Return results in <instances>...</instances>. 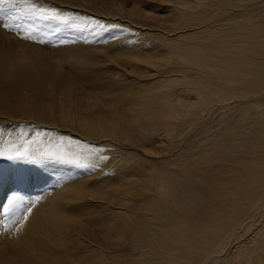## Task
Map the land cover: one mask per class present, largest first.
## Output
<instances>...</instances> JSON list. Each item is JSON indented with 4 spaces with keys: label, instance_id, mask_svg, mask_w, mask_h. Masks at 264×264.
I'll return each instance as SVG.
<instances>
[{
    "label": "bare ground",
    "instance_id": "obj_1",
    "mask_svg": "<svg viewBox=\"0 0 264 264\" xmlns=\"http://www.w3.org/2000/svg\"><path fill=\"white\" fill-rule=\"evenodd\" d=\"M138 1L126 0L125 14L148 18L159 29L121 21L139 29L125 33L132 40L128 47L75 53L88 65L75 78L32 52L34 45L0 39V86L17 80L15 89H42L18 102L19 91L0 89V114L31 113L38 122L54 116L63 122L55 125L65 131L59 137L74 135L80 144L110 151L105 173L118 186L101 192L100 208L90 205L91 214L113 226L136 212L131 230L139 235H131L133 244L125 249L112 242L83 246L80 238L56 245L105 264L119 252L125 259L114 264H264V0H162L165 19L144 13ZM133 34L147 37L146 49ZM141 61L152 69L163 66L164 80L155 81L157 70L140 75L136 69L143 80L121 73ZM87 84L97 97H89ZM175 132L178 141L152 151L150 159L125 146L139 145L138 133L146 149L145 141L171 140ZM66 153L80 162L99 155L87 156L76 144ZM77 190L66 204L95 202L84 188ZM7 248L0 247V258Z\"/></svg>",
    "mask_w": 264,
    "mask_h": 264
},
{
    "label": "rangeland",
    "instance_id": "obj_2",
    "mask_svg": "<svg viewBox=\"0 0 264 264\" xmlns=\"http://www.w3.org/2000/svg\"><path fill=\"white\" fill-rule=\"evenodd\" d=\"M111 1L109 3L108 0H29V3L34 4L37 8L55 9L64 16L82 18V27L70 29L61 26V30L55 32V22H52L54 34L51 37H44L48 41L46 44L22 40L15 33L6 31L0 27V39L12 36L20 41H26L34 45L35 48L31 49L32 52L43 53L48 57L47 61L50 66H56L57 69L62 68L69 75L73 76L71 78H75L77 76L76 74H80L85 66H88L78 61L75 53H83L88 49L89 51L93 49H100L105 52H110L111 50L120 51L121 48L128 47V43L132 40L127 38L126 34L130 31L137 32L139 29L121 23V21L132 22L134 20L132 23L137 27L147 26L149 24L152 26L151 28H158L156 25V27L153 26L154 22L148 21V18L125 14L130 9V4L126 0ZM134 4L143 9L144 13L155 15L158 19L168 17L167 3H164L162 0H140ZM30 14L27 5H22L20 15L22 17H28ZM85 18H90V21ZM117 20L121 24L119 22L115 23ZM146 21L149 23H146ZM89 23L92 26H87ZM95 23L112 25V27L99 29L95 28ZM22 27L24 31H27L29 25L24 24ZM153 32H157V30ZM133 35L136 40L140 38L142 41L141 46H144L142 49H146V44L143 42L146 41L145 39L147 37L143 35L141 37L137 34ZM61 40L65 41V43L60 44L59 41ZM119 47L121 48L119 49ZM115 48L118 49L115 50ZM107 67L109 69V66L105 68ZM127 69L121 70V73L125 74V77L129 79L133 77L141 80L144 76L141 77L140 75L144 71L150 73L153 70H157L158 78L155 81L164 80L163 66L156 65L152 69L151 65L148 66V64L146 65L145 62L141 61L137 67L133 68V66L129 65ZM136 71L140 75H137L135 73ZM146 72L144 74H147ZM46 79L49 80L48 78ZM150 82L153 81H149L148 85H150ZM16 83L19 82L17 80L9 81V85L6 87L0 86V89L11 91V95H14L15 91H19L20 94L16 96L17 102L23 98L31 97L42 90L34 89L31 91V89L23 84L18 89H15L13 86ZM85 88L90 91L89 97H97L94 90L88 84ZM99 90V94L104 98L105 90ZM126 100L124 99L118 104L125 105ZM100 108V106L93 107L92 112L97 114ZM23 115L25 116L13 115L9 111L5 114H0V130H3L2 134H0V151H4L6 156L12 155L20 148L22 143L33 141L31 144V152L35 156V159L31 160H9L6 156H0V247L9 245V249L4 250V255L0 258V264H105L102 259H90L86 254L73 256L71 255L73 253L72 250H64L56 244L66 240L80 238L78 240L81 241L78 244L83 246L96 245L104 248L109 242H112L116 245L117 249H125L133 244L130 236L134 235L137 237L139 235V232H136V230H131L136 220V217H134L136 212L128 214L120 223L113 226L107 225L102 220L99 222L96 221L97 217L91 214L90 205H97V207H94L96 209L100 208L98 205L101 204L102 198L104 197L101 192L118 186L116 177L106 175L107 169L111 167V164L107 167L105 166L109 164L107 160L112 159V153L100 149L101 151L97 154L103 155L104 152L108 154L104 153L103 155L108 156V159L104 160L105 163L103 160H100L102 162L101 164L98 159L99 155H97L89 162L86 160L82 162L79 160V162L80 164L98 163L99 167H80L76 163L69 162V160L73 159L66 153L74 151L75 144L69 145L68 141H76L77 137L70 134L59 137V134H65V131L60 129L62 126L55 127V125L63 123L61 120L54 116H47L45 120H42L45 122H38L33 117H30L31 113H25ZM54 119L56 120L55 123L52 121ZM193 126V123L188 124L189 131ZM37 132L40 135H37ZM178 135L180 134L175 132L171 140L160 137L154 138L151 143L145 141V145L149 146L144 149L140 146L143 135L138 133L139 145L133 146L132 143H127L125 146L130 150H135L134 153L138 157L150 159L149 156L152 154V151L155 154L156 152L165 151L172 142L178 141ZM85 144L93 147L98 146V144L90 142H86ZM57 147L61 148V153L59 154ZM50 152H55L57 155H66L69 160L52 158L45 155ZM87 156H89V152ZM77 187L84 188L85 192L82 194L95 202L83 200L84 202L74 203V206L73 203L66 204L65 197H71L77 193ZM13 195L32 201L31 211H25L15 216L5 212L4 208L7 205V200ZM57 218L62 221H56L55 219ZM46 240H50L53 245H49ZM6 241L8 244L4 245ZM18 244L22 245L23 248L17 249ZM119 257L124 261V254L119 252L111 256L112 264ZM101 258L105 259V255L102 254Z\"/></svg>",
    "mask_w": 264,
    "mask_h": 264
},
{
    "label": "snow or ice",
    "instance_id": "obj_3",
    "mask_svg": "<svg viewBox=\"0 0 264 264\" xmlns=\"http://www.w3.org/2000/svg\"><path fill=\"white\" fill-rule=\"evenodd\" d=\"M22 5H27L30 15L28 17H22L20 15V8ZM90 21V18H85ZM11 21V22H8ZM54 31L59 32L61 26L78 29L82 27L83 20L80 17L64 16L58 13L55 9H41L37 8L34 4H30L29 0H0V27L4 30L15 33L20 39L32 41L38 44H46L47 40L45 36L51 37ZM27 24L29 28L24 31L22 25ZM87 26H92L89 23ZM106 27H112V25H105L95 23V28L104 29ZM39 37V39H37ZM60 44L65 41H59ZM3 130H0L2 134ZM37 135H40L37 132ZM33 141L22 143L14 154L7 155L4 151H0V156H6L9 160H31L35 159V156L31 152V144ZM69 145L76 144L77 147H82L88 150L90 156H95L99 151L98 147H93L89 144H80L79 142L69 140ZM23 149V150H20ZM46 156L52 158H58L63 160H69L66 155H57L55 152L46 153ZM99 160H106L108 157L99 155ZM71 163H76L80 167H99L98 163H85L80 164L78 160H69ZM32 201L25 200L23 197L13 195L7 200V205L4 208L5 212L11 213L13 216L22 214V212L31 211Z\"/></svg>",
    "mask_w": 264,
    "mask_h": 264
}]
</instances>
